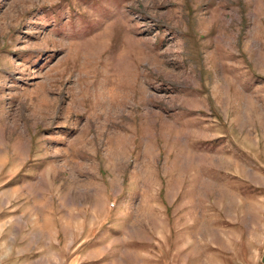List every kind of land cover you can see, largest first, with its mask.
Returning <instances> with one entry per match:
<instances>
[{
    "label": "rangeland",
    "instance_id": "rangeland-1",
    "mask_svg": "<svg viewBox=\"0 0 264 264\" xmlns=\"http://www.w3.org/2000/svg\"><path fill=\"white\" fill-rule=\"evenodd\" d=\"M0 264H264V0H0Z\"/></svg>",
    "mask_w": 264,
    "mask_h": 264
}]
</instances>
